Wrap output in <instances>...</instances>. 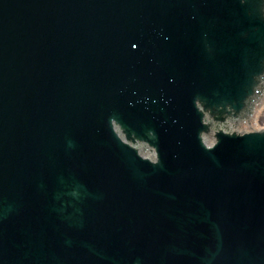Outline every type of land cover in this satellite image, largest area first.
I'll list each match as a JSON object with an SVG mask.
<instances>
[{
	"label": "water",
	"instance_id": "95a60500",
	"mask_svg": "<svg viewBox=\"0 0 264 264\" xmlns=\"http://www.w3.org/2000/svg\"><path fill=\"white\" fill-rule=\"evenodd\" d=\"M263 92L264 0H0V264H264Z\"/></svg>",
	"mask_w": 264,
	"mask_h": 264
},
{
	"label": "rangeland",
	"instance_id": "374dc122",
	"mask_svg": "<svg viewBox=\"0 0 264 264\" xmlns=\"http://www.w3.org/2000/svg\"><path fill=\"white\" fill-rule=\"evenodd\" d=\"M254 127H264V108H262V110L259 112L257 124L253 125L252 128Z\"/></svg>",
	"mask_w": 264,
	"mask_h": 264
},
{
	"label": "bare ground",
	"instance_id": "6f19581e",
	"mask_svg": "<svg viewBox=\"0 0 264 264\" xmlns=\"http://www.w3.org/2000/svg\"><path fill=\"white\" fill-rule=\"evenodd\" d=\"M262 98H263V105H264V96H263ZM261 110H262V108H257L256 113L253 114V117L250 119L252 125L257 124L258 114H259V112H260Z\"/></svg>",
	"mask_w": 264,
	"mask_h": 264
}]
</instances>
